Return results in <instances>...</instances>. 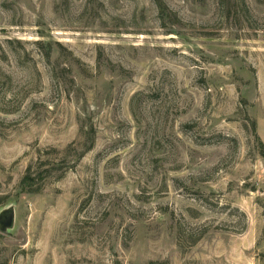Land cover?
Returning <instances> with one entry per match:
<instances>
[{
    "label": "rangeland",
    "instance_id": "374dc122",
    "mask_svg": "<svg viewBox=\"0 0 264 264\" xmlns=\"http://www.w3.org/2000/svg\"><path fill=\"white\" fill-rule=\"evenodd\" d=\"M9 208L0 264H264V0H0Z\"/></svg>",
    "mask_w": 264,
    "mask_h": 264
},
{
    "label": "water",
    "instance_id": "95a60500",
    "mask_svg": "<svg viewBox=\"0 0 264 264\" xmlns=\"http://www.w3.org/2000/svg\"><path fill=\"white\" fill-rule=\"evenodd\" d=\"M14 227V210L6 209L0 213V231L7 232Z\"/></svg>",
    "mask_w": 264,
    "mask_h": 264
},
{
    "label": "trees",
    "instance_id": "16d2710c",
    "mask_svg": "<svg viewBox=\"0 0 264 264\" xmlns=\"http://www.w3.org/2000/svg\"><path fill=\"white\" fill-rule=\"evenodd\" d=\"M159 8H160V13L163 15L165 12V7L162 5V4H160L159 5ZM31 179H32V177H31V167H29L28 168V170H27V172H26V176L24 177V180H23V182H22V184H23V187L25 188V189H30L31 188V186H32V181H31Z\"/></svg>",
    "mask_w": 264,
    "mask_h": 264
}]
</instances>
